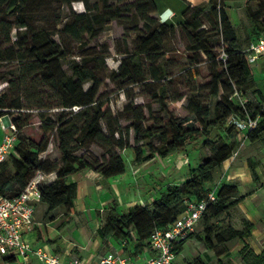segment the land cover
<instances>
[{
  "label": "trees",
  "instance_id": "16d2710c",
  "mask_svg": "<svg viewBox=\"0 0 264 264\" xmlns=\"http://www.w3.org/2000/svg\"><path fill=\"white\" fill-rule=\"evenodd\" d=\"M45 1L0 0V63L17 64L15 69L18 80L34 90L39 88L38 86L49 90L48 104H54L49 106L43 101H38L34 105L24 106L18 98L11 95L14 82L0 76V81L8 83L11 87L0 94V118L11 117V124L17 131H21L29 120V112L22 110L38 109L37 116L43 134L40 141L35 142L21 139L15 132L14 148L7 159L0 163V198L18 196L38 173L54 174L53 182L38 185L40 202L47 206L48 212L63 207L69 217L74 213L77 184L68 182L67 179L78 171L84 169L95 172L101 177L103 184H107L108 180L125 173V163L120 155L124 150H131L134 164L139 165L150 162L155 157L164 159L171 154L181 153L188 144L195 143L207 130L222 131L229 136L233 135L237 140L238 133L234 126L229 124V120H244L246 115L232 98L233 89L241 91L247 99L245 108L249 117L259 119L258 127L246 134L247 141L252 144L264 139V91L259 89L255 81L254 68L248 62L247 53L224 5L213 7L207 13L203 7H187L183 14L184 22L174 25L150 17V14L157 11L153 0H140L130 4H121V0H117L115 4L110 0H96L91 6L87 0H80L85 10L73 13L71 22L63 24L56 33L58 40H54L51 33L36 29L34 25V11ZM52 1L59 6H70L77 0ZM227 1L234 0H223V4ZM132 11L140 16L147 32V35L139 37L134 55H142L149 60L157 58L163 49L162 35L173 34L174 26H179L186 33V51L190 64H198L203 55L208 64L220 67L221 72L215 73L210 82L200 88L198 96L188 100L186 106V110L204 124V131L188 129L182 121L170 114L159 119L156 125L147 127L144 125L143 113L137 108H132L129 103L124 104L120 115L128 116L134 123L123 131L120 128V117L113 116L110 111V99L99 95L100 84L95 72L78 63L72 64L70 75L63 71L62 62L69 56L67 46L70 43H81L84 36L89 39L97 38L105 24L113 20H124ZM55 22L59 24L61 19L58 18ZM205 23L211 31L204 28ZM251 24L247 45L264 35V3H260L258 11L251 17ZM155 25L156 27L151 29ZM14 29L24 30V34L17 33L15 40L11 41L10 35ZM213 36L221 41V51L218 54L211 45ZM222 54L226 57L225 61L221 59ZM125 62V59H122L118 66L124 78L128 74ZM86 83L91 86L84 90ZM219 93V100L210 113L202 101L217 97ZM157 102L161 107L165 105L163 97ZM53 107L63 109L54 121L49 118L48 111H44ZM206 118L207 120L203 121ZM130 130L134 134L135 146L129 144ZM9 132L4 131L6 134ZM53 137L56 138L60 154L58 163H51L40 157L47 151ZM153 139L157 140V145L153 144ZM86 143H94L103 150L102 162L90 163L76 156ZM236 147V141L210 144V157L202 159L186 181L179 185H167L159 197L150 203L135 205L126 212L119 213L117 203L113 200L103 211L102 222L97 229L101 244L106 245L108 238L127 240L132 229L137 242V255L149 247L148 239L155 229L172 224L188 202L205 200L209 192L214 193L215 201L208 203L200 220L204 225V247L213 250L215 246L250 238L254 225L246 218L241 220L240 228L227 224L217 231L210 222L223 214L230 215V210L243 200L237 186L227 184L217 191L203 187L205 183L212 182L213 172L233 156L238 148ZM249 171L253 183L258 185L256 166L250 164ZM193 237L199 239L196 233H192L186 241L175 246L176 256ZM239 256L243 264H264V249L256 253L246 244L239 251ZM13 260L15 259L12 257L4 258L6 262ZM195 263L209 264L200 260Z\"/></svg>",
  "mask_w": 264,
  "mask_h": 264
},
{
  "label": "rangeland",
  "instance_id": "374dc122",
  "mask_svg": "<svg viewBox=\"0 0 264 264\" xmlns=\"http://www.w3.org/2000/svg\"><path fill=\"white\" fill-rule=\"evenodd\" d=\"M116 1L110 0L113 4ZM138 1L140 0H121V4L138 3ZM261 1L234 0L223 4V0H153L157 11L150 14V17L159 22L179 25L185 20L183 14L187 7H190V9L203 7L207 13L213 7L224 5L230 22L241 40L242 47L245 48L252 29L251 17L258 11L260 3H264ZM87 2L91 6L96 0H87ZM83 10H85V6L80 0L71 3L70 6H59L52 0H46L40 8L34 11V25L36 29L46 30L52 34V39L58 40L57 31L62 28L64 23L71 22L73 13L82 12ZM58 18L61 19L59 24L55 22ZM154 27L156 25L151 29ZM204 28L211 31L207 23H205ZM133 29H137L136 32H129ZM17 33L23 35L24 30L14 29L10 35L11 41L15 40ZM146 33L144 23L140 21V16L132 11L124 20H113L105 24L103 31L97 38L89 39L84 36L81 43H70L67 46L69 56L62 62V69L70 75L72 64L78 63L95 72L97 81L100 84L99 95L107 96L110 99V111L113 116L120 117V128L123 131L134 123V120L128 116L120 115V111L126 103L143 113L145 117L144 125L147 127L156 125L159 119L164 118L166 114H170L182 121L186 128L204 131V124L195 115L190 114L186 110V106L188 100L197 97L200 88L210 82L215 73L221 72L220 67L216 68L212 64H208L203 55L198 64L191 65L186 51L188 44L186 33L179 26H174L173 34L162 35L163 49L157 58L149 60L145 56L134 55L139 44V37L147 35ZM211 45L214 47L216 54L221 51L222 45L218 37H212ZM122 59H125L126 69L128 70L125 78L121 76L118 69ZM16 65L8 62L0 63V76L14 82L11 95L18 98L24 106L34 105L38 101L54 106V104H48L49 90L41 86L34 90L18 80ZM253 68L254 71H264V65H255ZM90 86V83H86L83 88L86 90ZM258 87L264 91V84H260ZM8 89H11L8 83L0 81V94ZM219 96L220 93L217 97L203 99L202 104L209 108L210 113L213 112ZM161 97H163L165 103L163 107L157 102ZM61 110L63 109L53 107L44 111H48L49 118L54 121ZM22 111L29 112V120L21 131H17L15 128L17 136L24 140L39 142L43 135L40 129L41 122L37 116L39 110ZM11 119L7 116L0 118L1 132L10 131ZM206 120L207 118L203 121ZM204 133L195 143L188 144L181 152L182 156L187 157V162H181L175 158V154H171L164 159L155 157L150 162L137 165L133 162L131 150L120 152L125 163V173L124 176L118 177L117 185H114L116 190L113 189L114 191L107 193V198L110 197L117 203V211L124 213L130 207L142 205L144 201L150 203L159 197L167 185H179L186 181L190 172L198 166L200 161L210 157V144L236 141L238 147H236V151L238 153L235 157H231L224 162L220 169L213 172L212 182L203 185L207 190L217 191L223 185L235 184L228 179L232 171L241 172V169L245 166L249 170L250 164L262 165L264 139L249 145L245 142L243 146L246 137L240 134H237L238 138L235 140L233 135L229 136L222 131L207 130ZM152 142L154 145L158 143L156 139H153ZM129 144L135 146L132 130L129 131ZM103 155V150L94 143H86L76 153L79 159L90 163L94 161L102 162ZM40 157L51 163H58L60 154L55 137L51 138L47 151L41 154ZM259 170L264 176L261 167ZM85 171L87 172L83 169L73 175L82 176ZM242 178L243 176L239 177V179ZM42 183L47 182L42 181ZM258 186L259 184L256 185V187ZM253 189L243 184L239 195L243 196L244 200L253 192ZM87 190L90 198L86 199L82 196L79 200V211L74 212L69 217L66 216L63 207L52 213H43V205L36 204L35 217L40 216V218L35 219L36 224L33 227L34 230L38 227L40 229L39 233L48 235L44 239V243L60 246V249L72 247L71 254L96 253L101 255L113 249L112 244V247L107 249L97 248V229L101 225L103 211L112 202L104 203L107 199L106 196L104 197L106 193L102 194L97 180L92 179V183ZM242 201L230 210V215L223 214L218 218L211 219L210 222L215 231L227 224L240 228L241 220L245 218L240 206L246 211H253V207H257L262 225H258L256 230H252L251 233L254 236L251 234V237L244 241L234 240L223 246H215L213 250H207L203 243L205 234L202 222L195 232L200 240L196 237L189 239L185 243L183 251L175 257L173 264H196L195 261L197 260L209 264H243L239 251L246 244L256 253H259V241L264 235V191H261L259 196L252 201L245 203ZM88 204L89 206H87ZM130 233L131 236L127 240L111 239L123 254L133 257L137 253V242L132 229Z\"/></svg>",
  "mask_w": 264,
  "mask_h": 264
},
{
  "label": "built area",
  "instance_id": "2783aa9c",
  "mask_svg": "<svg viewBox=\"0 0 264 264\" xmlns=\"http://www.w3.org/2000/svg\"><path fill=\"white\" fill-rule=\"evenodd\" d=\"M244 51L247 53L248 62L253 67L259 65L261 59L264 58V35L251 41ZM221 59L226 60L224 54ZM232 98L245 111L246 118L244 120L231 118L229 124L234 126L238 134L246 136L258 127L259 119L258 117L252 119L246 113L247 99L241 91L233 89ZM9 128L10 132L5 133L0 142V163L7 159L16 142L15 127L11 125ZM237 153L236 151L232 157H235ZM182 158L185 157L182 156ZM42 181H44V174L38 173L18 196L0 198V255L6 258L12 257L23 264H27L31 256H34L40 264H87L76 257L66 260L49 248L33 247L26 240L25 235L33 228L34 203L40 201L37 187ZM214 201V193L209 192L205 200L188 202L183 212L172 224L155 229L148 239V248L153 252V256L146 262L138 263L120 253L109 252L94 264H173L176 257L175 246L186 241L190 234L196 232L208 203Z\"/></svg>",
  "mask_w": 264,
  "mask_h": 264
},
{
  "label": "crops",
  "instance_id": "0c3cea01",
  "mask_svg": "<svg viewBox=\"0 0 264 264\" xmlns=\"http://www.w3.org/2000/svg\"><path fill=\"white\" fill-rule=\"evenodd\" d=\"M260 65H264V58H262L261 61L259 62V66ZM254 78H255V81H256L258 86L260 84H264V71H261V72L260 71L259 72L254 71ZM4 134L5 133L1 132V130H0V142L2 141V139L4 137ZM241 136H244V135H241ZM245 142H247L248 145L251 144L246 139L243 142V146L245 145ZM174 156H175V158H177L181 162H185V161L187 162V160H186L187 157L185 156L186 159L182 158V153H177ZM261 164L262 165L256 166V172L259 176V186L258 187H256V185L253 183L250 171L248 170L247 166H245V168H242L241 172L232 171V173L228 176V179L232 183L234 182L235 185L237 186L239 194H240V190H241V187L243 184L248 186L250 189L254 188L253 192L249 196L245 197V199L242 201L243 203H245L247 201H252L253 199H255L259 196L261 191H264V176H262V174L259 170V168L261 167L262 171H264V159H261ZM122 176H124V175H122ZM240 176H243V178L239 179ZM54 179H55L54 174H44V181H46L47 183L53 182ZM92 179L98 181L99 189L102 190V194L106 193V195H104V197L106 196V198H107L108 192L110 193V191H114L113 189L116 188L114 185H117L116 182L119 180V178H115V179L108 180L107 184H103L101 177L97 173L91 172V171H87V172L85 171L84 174H82V176H77V174H76V175H72V176L68 177V179H67L68 182H75L77 184V197H76V200L74 202V205H75L74 206V212L79 211V205H80L79 200L82 196L85 197L86 199L90 198L88 195L87 189H89V186L92 183ZM110 201L112 202L113 199L109 197L104 201V203L107 204ZM142 201H144V200H142ZM38 203L43 205V207H44L43 213L48 212L47 206L45 204L41 203L40 201L35 202L34 203V224H36L35 219L40 218V216L35 217V215H36V213H35L36 212V204H38ZM144 203H147V202L144 201ZM85 206H86V204H85ZM87 206H89V204ZM58 208H60V207H58ZM58 208L54 209L53 211H50L49 213L54 212ZM253 208H254L253 211H246L243 208H241V206H240L241 212L244 214L246 219H248L250 222L253 223V225H254L253 230H256L258 225H262V223L260 222L257 207H253ZM248 212H250V213H248ZM43 213L41 214V217H42ZM34 224H33V226H34ZM39 230L40 229L38 227L35 230L33 227L32 230L25 235L26 240L33 247L49 248L51 251H53L54 253H56L59 256H62L66 260L73 258V257H76V258L82 259L87 264H94L98 261V259L100 257H102L103 255H105L106 253H109V252H117V253L122 254L123 256L129 257V256L123 254V252H121L117 248V246H115V244H113L111 238H108L106 245H102L100 239L98 238L97 248L107 249L109 247H112L111 244L113 245V249L105 252L104 254H101V255H98L96 253H89V254H83V253H79V254L77 253L76 254V253H74V254H71L72 249H73L72 247H70L69 249L68 248L67 249H60V246H57L54 244L52 245V244L44 243V239H46V237L48 235L46 233H44V234L42 233L43 234L42 235L41 233H39L40 232ZM251 234H252V236H254L253 233H251ZM259 242H260V248L258 249V251L260 252L262 249H264V235H262ZM59 250H61V251H59ZM63 250H65V251H63ZM152 256H153V252L149 248H145L141 252H139L137 255H135L133 257H129V258H131L134 261H137L138 263H144L148 259H150ZM4 258H6V257H3L0 255V264H23L19 260H13L12 262H6V261H4ZM27 264H40V263L36 260V258L34 256H31V258Z\"/></svg>",
  "mask_w": 264,
  "mask_h": 264
}]
</instances>
